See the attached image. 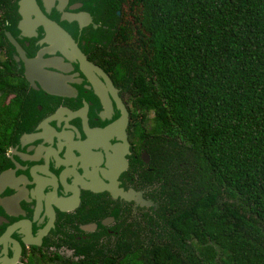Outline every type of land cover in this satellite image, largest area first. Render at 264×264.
Masks as SVG:
<instances>
[{"label":"trees","instance_id":"16d2710c","mask_svg":"<svg viewBox=\"0 0 264 264\" xmlns=\"http://www.w3.org/2000/svg\"><path fill=\"white\" fill-rule=\"evenodd\" d=\"M10 5L0 0V13ZM126 7L119 41L129 50L118 65L135 115L151 117L145 179L159 208L134 217L129 243L46 262L264 264V0ZM5 49L0 23V165L26 131L28 104L37 106Z\"/></svg>","mask_w":264,"mask_h":264},{"label":"flooded vegetation","instance_id":"af4514ba","mask_svg":"<svg viewBox=\"0 0 264 264\" xmlns=\"http://www.w3.org/2000/svg\"><path fill=\"white\" fill-rule=\"evenodd\" d=\"M10 1L0 13L5 53L37 106L28 104L26 131L1 153L0 264H50L57 254L78 260L75 252L91 244L129 243L134 217L154 211L124 196L134 189L154 199L145 179L153 159L149 117L135 115L125 65H118L129 50L119 41L128 0H36L26 9ZM48 20L72 37L77 52L62 35L58 46L49 42ZM7 33L38 60L37 88ZM25 135L36 137L22 141ZM69 251L75 258L65 256Z\"/></svg>","mask_w":264,"mask_h":264},{"label":"water","instance_id":"95a60500","mask_svg":"<svg viewBox=\"0 0 264 264\" xmlns=\"http://www.w3.org/2000/svg\"><path fill=\"white\" fill-rule=\"evenodd\" d=\"M20 5L22 6V8L26 9L28 6L29 7H34L37 6V2L36 0H21ZM48 29L52 32V39L49 41L52 45H57L58 46V38L56 36V34L61 37L60 35L64 36V38L66 39V41H68L69 46L72 50L76 51V46H75V41L72 39V37L65 31L63 30L58 24L51 22L48 20V22H46ZM50 24V25H49ZM7 37L9 38L10 42L18 48V50H20V52L23 55V60L25 62V64L27 65V79L29 80V82L32 84L33 87L37 88L35 85V81L38 80L37 77H33V68L36 66V63L38 62V60H32L29 59L26 55V53L22 50V48L19 46V44L16 42L15 39L12 38L10 33H7ZM55 39L57 40V42L55 41ZM43 78H49V75H43ZM49 92H51L50 90H48ZM53 93V92H52ZM34 137H36L35 135H25L22 138V141H24L25 139H34ZM129 154H130V150H129ZM148 161V160H147ZM4 174H7L6 172H4L2 174V176L0 177V182L2 181L1 178L3 177ZM129 198V201H134L136 203L137 206H140L141 208L144 209H151L152 211H154L153 213H155L158 208H159V204H157L154 200H147L143 193L141 192H137L136 190H130L129 194H126V196Z\"/></svg>","mask_w":264,"mask_h":264},{"label":"rangeland","instance_id":"374dc122","mask_svg":"<svg viewBox=\"0 0 264 264\" xmlns=\"http://www.w3.org/2000/svg\"><path fill=\"white\" fill-rule=\"evenodd\" d=\"M152 121H151V117L149 116V127L151 126ZM66 257L68 258H75L73 255V251H69L68 253L65 254Z\"/></svg>","mask_w":264,"mask_h":264}]
</instances>
